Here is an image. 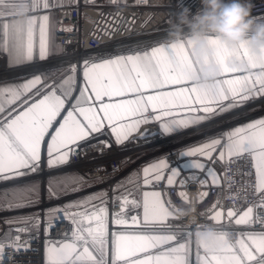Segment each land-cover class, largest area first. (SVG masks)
<instances>
[{
  "label": "snow or ice",
  "instance_id": "6c2138e0",
  "mask_svg": "<svg viewBox=\"0 0 264 264\" xmlns=\"http://www.w3.org/2000/svg\"><path fill=\"white\" fill-rule=\"evenodd\" d=\"M120 2L109 0L117 5ZM149 2L136 0L137 4ZM85 3L94 4L95 0ZM71 5L78 6L79 0H0V54H6L9 69H34L0 83V184L11 185L0 191L14 196L0 210L31 206L39 186L29 178L43 167L59 170L69 165L82 142L105 134L106 129H110L116 144H123L140 131L141 125L150 122L158 121L160 128L170 134L243 111L250 102L264 99V54L250 55L243 45L229 48L216 43L215 61L223 71L219 78L202 84L194 82L198 68L184 43L165 42L147 49L138 45L127 51L97 50L66 69L43 68L64 51L55 43L58 21L54 20V11ZM254 19L264 20V15ZM111 29L107 25L101 31L110 35ZM228 57L241 58L247 67H227ZM56 72L61 74L53 79ZM182 154L226 166L234 159L244 160L250 166L244 175H254V181H247L229 198L238 199L243 192L255 196V201L244 208L230 207L226 213L217 201L209 209V219L219 223L226 216L235 225L250 228L259 224L264 229V118L231 128ZM191 167L206 171L211 183L219 184L214 170L206 169L200 160H193ZM165 169L170 172L167 184H176L180 171L170 167L166 159L143 168V184L164 180ZM179 185L182 187L184 181L180 180ZM84 186V177L62 174L55 182L49 181V199L79 192ZM122 187L123 183H118L113 192ZM178 195L186 200L184 191ZM106 196V192L94 193L45 211L52 220L63 214L71 225L70 235L65 233L63 239L46 243V264H192V233L181 235L178 226L173 229L168 223L170 217H175L160 192H143L142 204L128 195H116L113 203L119 211L111 216ZM129 206L143 208L142 221L137 215L128 216ZM27 219L38 228V218ZM109 223L115 226L111 231ZM136 225L140 227H129ZM150 225L152 228L146 230ZM53 227L45 220L46 234ZM26 230L18 228L17 233ZM26 246L19 234L7 243L0 242V262L6 248L18 252ZM195 264H264V230L243 231L235 236L221 231L211 242L197 239Z\"/></svg>",
  "mask_w": 264,
  "mask_h": 264
},
{
  "label": "built area",
  "instance_id": "2783aa9c",
  "mask_svg": "<svg viewBox=\"0 0 264 264\" xmlns=\"http://www.w3.org/2000/svg\"><path fill=\"white\" fill-rule=\"evenodd\" d=\"M252 5V15H264V0H246ZM190 8L195 13L200 7V0H150L148 4H137L136 0H121L117 4L109 3V0H95V3H85V0H79V5L64 6L55 10L56 40L64 50L61 56L50 59L48 63L43 64V68L66 69L69 64L76 63L82 58L95 54L97 50H116L127 51L129 47L136 49L139 45L142 48H148L151 45L167 41V32L169 21L175 19L177 13L183 8ZM103 13V15H101ZM121 20L123 21L120 24ZM264 22V20H256ZM120 24L119 28L116 26ZM111 25V34H105L104 29ZM72 28L73 31H63L62 29ZM118 42H122V45ZM31 70L33 68L29 67ZM5 72H0V76ZM56 72L52 78L60 76ZM1 78V77H0ZM264 113V99L257 98L247 104L243 111H234L216 117L211 121L200 125H193L184 130L172 134H163L157 126L152 123L145 124L138 133L132 135L123 144H114L106 135L100 134L90 137L87 142H82L77 149L78 155L74 156L69 165L62 169L43 170L35 176L43 187V193L38 203V210L35 215L39 220L38 228L33 226V220L20 223H8L4 217V211L0 212V242L7 243L9 240L19 234L22 242H27V246L20 251H14L6 248L3 254V260L0 264H43L44 245L51 240H61L65 233L70 235V222L63 217L56 220L48 218L45 211L55 205H64L69 197L59 199H46L44 193L46 178L52 175L75 172L84 180L94 182L107 191V207L109 214L119 211L114 205L113 198L116 195H128L129 199L137 200L136 188H127L122 192H113V187L119 183L121 171L124 163L132 161L138 154L153 151L157 148L172 144L174 142H189L191 140L210 134L217 128H223L231 124L249 118L253 114ZM104 141L106 143L102 144ZM166 159L170 162H177L176 148L171 146L163 152ZM213 164L222 174V182L219 186L211 185L203 187L200 183L204 172L182 173L184 185L168 186L163 181L153 182L149 187L158 191H164L168 194L172 204L178 212L175 218L168 221L173 229L177 226L181 235L191 232L192 237L201 228L211 227L216 232H228L235 236L243 231H261L264 230L259 224L234 227L228 223L223 225L211 224L207 210L214 203L217 195L221 192L223 205L225 208L237 206L239 208L249 206L255 201V196L241 192L240 198H229L240 191L241 186L247 181H254V175L248 177L244 173L250 170V166L244 160L234 159L229 165L218 163L217 161H208ZM140 161L135 165L138 167ZM195 179H192V177ZM230 179H226L225 177ZM229 184L231 187H229ZM184 191L186 200L181 198L178 193ZM204 192L208 195L205 197ZM246 195V198H245ZM138 201V200H137ZM139 208L129 206L128 216L137 215ZM190 215L183 213L189 211ZM259 211V210H257ZM195 217V223L192 222ZM45 220L54 224L49 234L44 232ZM115 226L109 223L110 231ZM139 228L140 225L129 226ZM157 229L159 226H156ZM18 228L27 229L17 233ZM152 227L148 226L150 230Z\"/></svg>",
  "mask_w": 264,
  "mask_h": 264
},
{
  "label": "clouds",
  "instance_id": "9594fccd",
  "mask_svg": "<svg viewBox=\"0 0 264 264\" xmlns=\"http://www.w3.org/2000/svg\"><path fill=\"white\" fill-rule=\"evenodd\" d=\"M201 7L192 13L183 7L175 19L169 21L167 43H184L198 68L196 84L207 83L220 77L223 68L215 61L216 43L229 48L243 45L250 55L264 54V22L252 15V5L246 0H200ZM229 68L244 69L246 62L239 57H228ZM191 210L184 212L190 215ZM195 223V217H192ZM198 240L211 242L217 232L211 227L195 233Z\"/></svg>",
  "mask_w": 264,
  "mask_h": 264
},
{
  "label": "crops",
  "instance_id": "0c3cea01",
  "mask_svg": "<svg viewBox=\"0 0 264 264\" xmlns=\"http://www.w3.org/2000/svg\"><path fill=\"white\" fill-rule=\"evenodd\" d=\"M131 1V0H128ZM54 20L56 21L55 18V11H54ZM56 36V34H55ZM167 41H163V42H158L155 43L151 46H157L160 43H165ZM55 43L57 45H59L57 43L56 37H55ZM60 46V45H59ZM150 46V47H151ZM148 47V48H150ZM62 48V47H61ZM147 49V48H146ZM61 56V54H58L56 56H54L53 58L59 57ZM51 58V59H53ZM33 70H31L28 66H17L16 68H12L9 69L7 67V56L6 54H0V72H5L3 75H1L0 77V83H3L6 80H12L15 79L17 76H24L27 75L29 73H31ZM57 78H53V79H58ZM128 98H133V97H128ZM260 118H264V113H256L253 114L252 116H250L247 119H244L242 121H239L235 124H231L229 126L223 127V128H217L216 130H213L210 134L205 135L203 137L191 140L189 142H174L172 144L157 148L153 151H148L145 153H141L138 154L132 161L130 162H126L123 165L122 171H121V176H120V180L119 183H123V187L120 188V192H122L123 190L127 189V188H136V192H137V200L139 202H141L142 204V199H143V192L145 191H157L160 192L162 195V199L168 203V206L170 208V210L173 212V215L175 216V214L178 212L177 208L172 204L168 194L166 192H162V191H158L152 187H149V185H144L143 184V168L146 166H149L150 164L153 163H158L160 159H166V157L164 156L163 152L165 149H167L168 147H172V148H176V152H177V162H170L168 161V164L170 167L176 168L177 170L180 171V176L177 179V183L174 185H179V181L182 180L183 178V174L182 173H190V172H201L198 169L192 168L191 164L193 160H200L202 163L205 164V168H212L214 170V172L216 173V175L220 178L219 180V184L215 185V186H219L222 182V174L221 172L213 165L208 163V160L204 157H189L187 155H183L182 151H187L189 148L192 147H197L199 145H201L202 143L207 142L210 138H214V137H218L221 133L225 132V131H229L231 128L240 126L241 124H245L248 123L252 120H256V119H260ZM152 124H155L157 126V128L159 129V131L163 134L168 135L169 133H165L159 126V122L155 121V122H150ZM145 125V124H144ZM141 125L140 129L144 126ZM193 125L189 126L192 127ZM187 127V128H189ZM187 128H182L180 130H184ZM178 130V131H180ZM177 132V131H176ZM175 133V132H173ZM136 133H133L132 135H134ZM172 134V133H170ZM114 144L115 143V138L111 135L110 129H106L105 134ZM96 136V135H94ZM45 154L44 153V149L42 148V155ZM218 153H214V156H217ZM140 161V164L138 167H136L135 165ZM218 163H223V162H219ZM68 173H74L77 174L75 172H68ZM65 174V173H64ZM170 174V172L165 169L164 171V176L165 179L161 180L163 181L165 184H167V176ZM62 174H58V175H52V176H48L46 178V183H45V195H46V199H49V195H48V183L50 180H52L53 182H55L57 180V178H59ZM30 179V178H29ZM30 180L35 181V183L39 186V193L38 195L34 194L32 199L35 201L31 206L29 207H23V208H17L15 210H0V212L4 211V217L6 219V221L8 223H20V222H24L25 218H30L33 215L36 214L37 210H38V203L39 200L42 196L43 193V187L42 184L40 183L39 180L35 179V178H31ZM201 180H206L207 183L203 185V187H207V186H211L213 185L211 183V179L210 177L207 176L206 171L204 172V175L202 176ZM131 181V182H129ZM168 185V184H167ZM169 186V185H168ZM11 185L10 184H0V189H6V188H10ZM102 192H106V189L104 187H100L99 185H96L94 182H89L85 180V186L82 188L81 191L79 192H70L69 194L66 195H61V198H65V197H69L66 200V204L70 201H75L78 200L80 198L86 197L90 194H94V193H102ZM14 199V196H12L11 194L9 195H5L2 191H0V209H3V207L7 204V202H9L10 200ZM50 200V199H49ZM217 201H219L220 206L222 207V209L225 211H227V208L224 207L223 205V201H222V196H221V192L218 193L215 201L213 204L217 203ZM94 203H98V201H94ZM213 204L211 205V207L213 206ZM210 207V208H211ZM246 207V206H245ZM209 208V209H210ZM244 208V207H242ZM209 209L207 210L208 214H209ZM137 216L141 219L142 221V217H143V208L140 207L137 213ZM48 218H51V214L47 215ZM172 217L169 218V220H171ZM28 220V219H27ZM26 220V221H27ZM211 224L214 225H223L224 223H228L231 226L234 227H239V226H244V225H235L234 221L230 222L226 216L225 218H223L219 223L215 222V221H211ZM149 227H152L151 225ZM196 236L194 235L193 237H191V248H192V255H191V260H192V264H195V250H196ZM181 242H183V240H181ZM47 243V242H46ZM45 243V245H46ZM45 245H44V253H43V264H46V252H45ZM201 253L203 254V249H201Z\"/></svg>",
  "mask_w": 264,
  "mask_h": 264
},
{
  "label": "rangeland",
  "instance_id": "374dc122",
  "mask_svg": "<svg viewBox=\"0 0 264 264\" xmlns=\"http://www.w3.org/2000/svg\"><path fill=\"white\" fill-rule=\"evenodd\" d=\"M0 231H1V225H0Z\"/></svg>",
  "mask_w": 264,
  "mask_h": 264
}]
</instances>
